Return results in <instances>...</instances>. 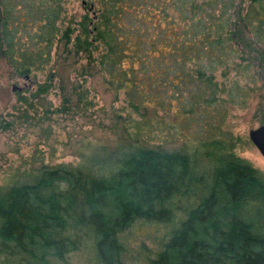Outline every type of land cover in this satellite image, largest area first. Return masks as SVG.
<instances>
[{
  "label": "trees",
  "instance_id": "1",
  "mask_svg": "<svg viewBox=\"0 0 264 264\" xmlns=\"http://www.w3.org/2000/svg\"><path fill=\"white\" fill-rule=\"evenodd\" d=\"M21 1L40 48L17 57L14 1L0 0L2 54L19 76L50 60L62 10L60 0ZM72 34L62 36L67 54L96 63L130 113L112 148L76 166L41 162L0 188V264H71L79 253L91 264H139L141 254V264H264V173L236 156L241 140L223 128L235 99L221 98L228 90L215 78L258 65L264 84V0H101ZM53 79L32 97L56 88ZM72 88L57 86L52 113L85 98ZM136 225L164 229L155 250L130 253L124 235Z\"/></svg>",
  "mask_w": 264,
  "mask_h": 264
},
{
  "label": "rangeland",
  "instance_id": "2",
  "mask_svg": "<svg viewBox=\"0 0 264 264\" xmlns=\"http://www.w3.org/2000/svg\"><path fill=\"white\" fill-rule=\"evenodd\" d=\"M13 1L1 0V3L5 2L9 7L8 3L13 2L14 20L10 29L15 55L19 57L20 49L35 51L40 48L36 38L40 25L27 15L21 0ZM100 1H59L62 10L56 23L50 60L38 66L40 60L30 73L16 74L12 64L2 54L4 48L0 41V188L33 172L41 162L48 166H76L93 150L116 145L123 122L120 119L130 113L123 95L120 93L116 97L109 90L106 78L98 71L96 63L89 65L83 54L78 59L73 54H67L62 41L63 33L68 28L73 30L72 40L78 35L79 23L85 17L94 18ZM42 2L52 5L55 0H34L37 7ZM2 12L1 4L0 17ZM93 56L97 57L98 53L95 52ZM239 62L236 60V63ZM256 66L242 70L246 69L243 65L238 71L231 70L226 78L223 70L219 69L215 78L228 90L221 98L225 101L235 99V102L225 106L228 115L223 128L241 140L235 149L236 156L264 173V158L249 139L250 131L264 125V84L261 75H258L260 68ZM91 67L96 70L92 77L76 78V73ZM51 76L54 78L52 85L56 88L40 98H33L37 87L46 83ZM61 83L66 85L67 93L71 94L72 87L80 85L87 94L81 102L72 95L70 109L65 114L52 113L62 105V97L57 90ZM233 87L238 88L236 96ZM132 117L137 119L133 114ZM163 231H153L145 225L134 226L124 235L130 253L136 256L141 244L150 251L155 250V238ZM144 255L141 254L139 264L143 262ZM70 262L91 264L90 256L86 253L76 254Z\"/></svg>",
  "mask_w": 264,
  "mask_h": 264
},
{
  "label": "water",
  "instance_id": "3",
  "mask_svg": "<svg viewBox=\"0 0 264 264\" xmlns=\"http://www.w3.org/2000/svg\"><path fill=\"white\" fill-rule=\"evenodd\" d=\"M249 139L264 158V125L249 132Z\"/></svg>",
  "mask_w": 264,
  "mask_h": 264
}]
</instances>
